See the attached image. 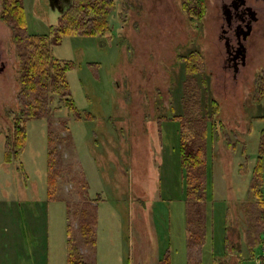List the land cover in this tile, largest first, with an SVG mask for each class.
I'll list each match as a JSON object with an SVG mask.
<instances>
[{"label":"rangeland","instance_id":"374dc122","mask_svg":"<svg viewBox=\"0 0 264 264\" xmlns=\"http://www.w3.org/2000/svg\"><path fill=\"white\" fill-rule=\"evenodd\" d=\"M115 1L110 41L65 37L52 48L73 64L67 80L80 119L53 104L48 117L27 122L25 149L10 164L6 111L17 108L18 65L0 22V264H66L70 239L81 264H188L189 201L173 116L183 113L186 79L175 59L192 49L206 74L199 102L217 103L205 144L206 221L197 256L200 264H261L264 251L246 247L243 206L264 126V101H253L254 79L264 71V21L254 25L244 65L234 72L224 62L217 1L204 0L194 24L179 0ZM23 2L28 31L37 35L66 8L61 0ZM49 130L61 164L56 177L47 169ZM259 162L264 198V157ZM83 203L90 215L98 207L100 226L87 239L78 229Z\"/></svg>","mask_w":264,"mask_h":264},{"label":"trees","instance_id":"16d2710c","mask_svg":"<svg viewBox=\"0 0 264 264\" xmlns=\"http://www.w3.org/2000/svg\"><path fill=\"white\" fill-rule=\"evenodd\" d=\"M115 0H71L58 17L57 24L51 26L47 34L37 35L28 31L26 11L23 0H0V22L9 30L10 41L15 47L18 65V91L16 109L6 111L10 121L9 134L4 142V162L19 160L26 145V124L31 120L48 117L54 109L64 107L77 119L80 114L72 99L67 73L73 67L70 61L57 59L52 48L59 45L65 37H102L107 41L112 38L110 17L115 12ZM181 12L188 22L201 21L204 11V0H179ZM176 63L181 65V72L186 78L183 87V113L173 116L179 122V156L184 170L189 201L186 219V249L188 264H200L197 254L204 241L205 208H204V162L207 129L215 125L217 103L209 100L201 106L200 93L206 92L204 62L201 54L192 49L176 56ZM199 78V80H198ZM202 89V90H201ZM254 102L264 101V71L254 79ZM54 104V105H53ZM53 105V108H52ZM172 117V116H171ZM264 121V116H260ZM51 130L48 132V173L55 175L61 167L57 165V144ZM264 157V126L259 132L258 157L252 170L248 186L249 201L244 203L243 214L246 228L248 251L255 246L264 251V198L261 196L260 158ZM51 189V187H49ZM52 190V189H51ZM50 190V191H51ZM82 204L78 220L81 237L92 236V227L97 223V207L85 212ZM70 239L67 247V263L76 262ZM264 264V258H261ZM163 264H166L164 262Z\"/></svg>","mask_w":264,"mask_h":264},{"label":"flooded vegetation","instance_id":"af4514ba","mask_svg":"<svg viewBox=\"0 0 264 264\" xmlns=\"http://www.w3.org/2000/svg\"><path fill=\"white\" fill-rule=\"evenodd\" d=\"M52 2L56 0H49ZM71 0H61L67 7ZM216 19L219 20V39L223 43L225 65L236 72L237 66L244 65V43L250 37L254 25L264 21V0H215Z\"/></svg>","mask_w":264,"mask_h":264},{"label":"crops","instance_id":"0c3cea01","mask_svg":"<svg viewBox=\"0 0 264 264\" xmlns=\"http://www.w3.org/2000/svg\"><path fill=\"white\" fill-rule=\"evenodd\" d=\"M204 208H205V206H204ZM97 211H98V207H97ZM186 219H187V217H186ZM100 225H99V219H98V217H97V223H96V225H95V228H98ZM94 246V245H93Z\"/></svg>","mask_w":264,"mask_h":264}]
</instances>
